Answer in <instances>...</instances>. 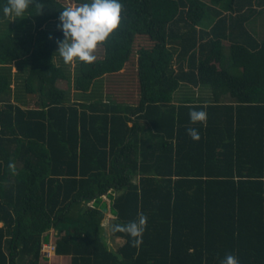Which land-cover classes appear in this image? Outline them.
Segmentation results:
<instances>
[{"label": "trees", "instance_id": "1", "mask_svg": "<svg viewBox=\"0 0 264 264\" xmlns=\"http://www.w3.org/2000/svg\"><path fill=\"white\" fill-rule=\"evenodd\" d=\"M121 2L73 71L55 62L63 0L0 15V264H56L50 231L66 264H264V0ZM108 212H143L142 244L110 230V248Z\"/></svg>", "mask_w": 264, "mask_h": 264}, {"label": "clouds", "instance_id": "2", "mask_svg": "<svg viewBox=\"0 0 264 264\" xmlns=\"http://www.w3.org/2000/svg\"><path fill=\"white\" fill-rule=\"evenodd\" d=\"M33 0H6L0 5V15L19 18L30 9H35L33 15L40 14L41 5L30 7ZM121 0H69L60 9L58 28L63 38L57 41V51L66 63L75 61L91 64L96 61L95 50L103 44L110 34L118 28L122 11ZM207 111L192 109L189 113L193 123L206 124ZM195 141L200 139L197 128L187 129ZM147 226V216L140 212L137 218L125 223H113L110 230L113 233H125L131 239L133 246L142 244L143 233ZM221 264H240L234 254H227Z\"/></svg>", "mask_w": 264, "mask_h": 264}, {"label": "rangeland", "instance_id": "3", "mask_svg": "<svg viewBox=\"0 0 264 264\" xmlns=\"http://www.w3.org/2000/svg\"><path fill=\"white\" fill-rule=\"evenodd\" d=\"M63 2L67 5V3L69 2V0H63ZM51 26L53 28H57L58 27V23H53ZM62 61H63L62 57H60V55L58 53H56L55 62L57 64H60V63H62ZM76 64H77L76 61L68 64L70 71H73V69L75 68ZM13 72L15 74H18L19 76H23L24 75L23 73H19L16 67H13ZM17 86L22 87V81H21L20 78L18 80L13 79L12 87H13V90H15V92H18L19 91V93H23V91L21 89H18ZM196 90H197L196 93H198V95L207 94V93H205V91H201L199 89H196ZM104 197H103V199L106 198V197L105 198ZM105 201L108 203L109 200L108 199H105ZM91 205H92V203H89L88 204V206H91ZM110 220H111V217L108 214L105 215L102 225H103V228L105 229V231H107V232L109 231L108 228H109V225H110ZM107 232H106V234H107ZM49 235H50L49 238H51L52 240H54L52 231H50ZM107 241H109V239H107ZM108 244L111 246L112 242H108ZM54 261H56V259L54 258V253H52L51 254V257L48 258V262H54ZM57 261H59L61 263H67L68 262V260H65L64 262L62 260H57Z\"/></svg>", "mask_w": 264, "mask_h": 264}, {"label": "crops", "instance_id": "4", "mask_svg": "<svg viewBox=\"0 0 264 264\" xmlns=\"http://www.w3.org/2000/svg\"><path fill=\"white\" fill-rule=\"evenodd\" d=\"M103 83V82H102ZM110 85L111 84H109V83H107V82H105L104 81V83L101 85V93H102V97H103V99L104 100H106L107 98V94H106V91H108V89L110 88ZM111 89H113V86L111 85ZM196 89H194V95L195 96H199L198 95V93H196ZM116 94H118V96L120 97L121 96V94L118 92V93H116ZM112 95V94H111ZM137 95V93L135 92V94H134V96H136ZM113 97H114V93H113V95H112ZM177 98H180V95H179V93H178V97ZM106 197V196H105ZM104 197V198H105ZM105 199H107V197L105 198ZM105 199H104V201H105ZM106 202V201H105ZM107 203V202H106ZM108 205H109V201H108V203H107ZM109 215L110 217H111V219H113L114 217L110 214V212H108V213H106V215ZM104 229V228H103ZM109 231L107 232V231H105V229H104V237H105V241H106V243H107V245L110 247V248H112V249H117L119 246H121L122 244H123V240L122 239H120V238H114V237H112L111 236V234H110V226H109ZM106 232H107V234H106ZM107 239H109V241H107ZM53 241L54 240H52L51 238L49 239V241L48 242H45V243H43V244H48V243H53ZM108 242H112V244H111V246L108 244ZM116 243V244H115ZM54 258L56 259V261H54L56 264H66V263H61V262H59V261H57V260H62L63 262L65 261V260H68L69 261V257H65V256H58V255H56V254H54ZM68 263V262H67Z\"/></svg>", "mask_w": 264, "mask_h": 264}, {"label": "built area", "instance_id": "5", "mask_svg": "<svg viewBox=\"0 0 264 264\" xmlns=\"http://www.w3.org/2000/svg\"><path fill=\"white\" fill-rule=\"evenodd\" d=\"M54 250H55L54 243L43 244L41 249L42 256L46 258H50L51 254L54 253Z\"/></svg>", "mask_w": 264, "mask_h": 264}]
</instances>
